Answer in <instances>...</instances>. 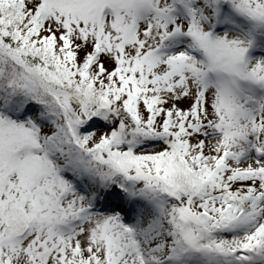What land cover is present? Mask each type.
I'll return each mask as SVG.
<instances>
[{
    "label": "snow or ice",
    "instance_id": "obj_1",
    "mask_svg": "<svg viewBox=\"0 0 264 264\" xmlns=\"http://www.w3.org/2000/svg\"><path fill=\"white\" fill-rule=\"evenodd\" d=\"M0 264H264V0H0Z\"/></svg>",
    "mask_w": 264,
    "mask_h": 264
}]
</instances>
